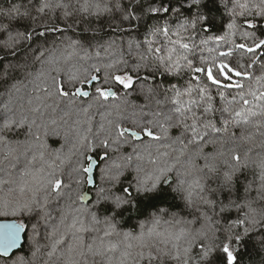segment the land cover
I'll use <instances>...</instances> for the list:
<instances>
[{
  "label": "snow or ice",
  "instance_id": "6c2138e0",
  "mask_svg": "<svg viewBox=\"0 0 264 264\" xmlns=\"http://www.w3.org/2000/svg\"><path fill=\"white\" fill-rule=\"evenodd\" d=\"M207 2L0 0L3 264H242L249 247L264 252V0H214L220 23ZM94 21L138 38L93 50L48 37L78 25L95 36ZM138 81L144 103L128 120ZM117 100L116 119L68 140L65 117ZM60 135L67 147L42 139Z\"/></svg>",
  "mask_w": 264,
  "mask_h": 264
},
{
  "label": "trees",
  "instance_id": "16d2710c",
  "mask_svg": "<svg viewBox=\"0 0 264 264\" xmlns=\"http://www.w3.org/2000/svg\"><path fill=\"white\" fill-rule=\"evenodd\" d=\"M203 11L206 12L210 17L215 16L217 18V23L221 22L220 21L221 12L217 11L216 5L214 4V0H208V2L203 6ZM193 15H195V10H193ZM223 19L226 21L227 16H224ZM118 22H119L118 20L112 21L113 24H117ZM49 23H50V26L52 24H56L58 26H66L63 20H60V21L51 20ZM149 23H151V21H149ZM85 27H87V25H78L75 31L69 29L68 31L64 33V36H61L60 33H49L48 37L50 40L55 39L56 41H60L62 39H65L66 37H73V38H79L82 36L87 37L88 39L92 40L93 50H95V47L97 44H106L109 41H113V40L116 41L117 43H124L125 48H126V41L128 39L138 38L137 32L135 31H133L131 35H129L127 32H115L111 28H109L107 24H104L103 26H101L100 22L94 21L91 25L92 28L98 29V31L95 33V36L91 31H87V32L83 31ZM122 27L129 28L131 26L125 23ZM197 30H199V25L197 26ZM143 32H144V26L140 25L139 27L140 37L139 38H142ZM25 47H27V45H25ZM30 55L31 53L29 54V56ZM109 58H110L109 56H107L106 54L102 52L101 59H109ZM236 58L240 59L239 54H237ZM9 59H14V58L10 57ZM21 59H24V57H21ZM129 59L131 60V58ZM7 63L8 61L6 60L5 67H7ZM39 67H40L39 64H36L34 66L30 65L29 69L31 71H36L39 69ZM13 75L14 76L18 75L22 78V73H13ZM13 82L14 81L12 80L9 81V83H13ZM139 87H140V83L138 81L136 84L137 92H130L127 97L128 100L131 102V104L128 106H125V108L121 110L122 115L126 117L128 120L132 119L133 108L131 105H139V104L144 103L143 97L138 95ZM4 93H5V89L3 85L0 84V107H2L3 104L5 103L10 102V98ZM121 95H123V93H121ZM11 102L14 105L17 104V100L15 98H11ZM24 102L25 101L23 100L19 101V103H24ZM91 102L92 101H88V103H91ZM116 103H122V101L117 100V101L105 102V106L103 107L98 104L94 105L92 109L90 110L88 117H85L82 113H79L78 111L73 112L71 115L65 117V120L67 121V123L63 124L62 131L64 130L68 131L69 141H71V139L74 137L75 131L77 129L80 131H84L90 126L93 130V133L99 132L101 124L107 125V120H114L117 118L116 113L112 110V107H111L112 105ZM84 106H87L86 103L81 101L80 107H84ZM108 113H111V115H108ZM61 114L62 113H57V116ZM89 119H90V124L86 123V121H88ZM77 121H79L80 123L77 124L76 123ZM100 134L103 135V132H101ZM24 137L25 136L21 134L15 138L19 140H24L25 139ZM42 139L46 140V137L42 136ZM46 142L48 143L50 149H59L61 145H65V147H67V144L65 142V137L63 135H60L59 137L55 139L49 138L48 140H46ZM206 150L210 151L211 145H209ZM95 177H96L97 182H99V171L95 173ZM132 223H135V221H133ZM128 226L130 227L131 225H128ZM25 251H27V248H25ZM0 264H3V262L0 261ZM242 264H264V252H261L258 254L256 250L249 247L242 257Z\"/></svg>",
  "mask_w": 264,
  "mask_h": 264
},
{
  "label": "rangeland",
  "instance_id": "374dc122",
  "mask_svg": "<svg viewBox=\"0 0 264 264\" xmlns=\"http://www.w3.org/2000/svg\"><path fill=\"white\" fill-rule=\"evenodd\" d=\"M21 95H23V93H21ZM17 103H19V101H17ZM73 112H75V111H73ZM73 112H72V113H73ZM61 115H62V114H61ZM24 138H25V137H24ZM49 138H54V139H55V138H57V137L49 136V137H46V140H48Z\"/></svg>",
  "mask_w": 264,
  "mask_h": 264
}]
</instances>
